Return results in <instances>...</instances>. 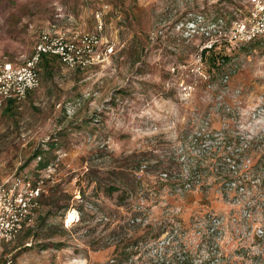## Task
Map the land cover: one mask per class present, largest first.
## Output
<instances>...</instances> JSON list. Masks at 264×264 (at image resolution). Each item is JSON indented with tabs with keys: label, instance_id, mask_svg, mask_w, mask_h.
I'll list each match as a JSON object with an SVG mask.
<instances>
[{
	"label": "rangeland",
	"instance_id": "rangeland-1",
	"mask_svg": "<svg viewBox=\"0 0 264 264\" xmlns=\"http://www.w3.org/2000/svg\"><path fill=\"white\" fill-rule=\"evenodd\" d=\"M249 8V0H0V60L14 63L31 56L45 28L93 31L106 10L93 63L71 69L46 56L39 87L0 108V185L21 175L45 188L33 223L4 247L12 264H160L165 253L180 264L188 250L197 264L212 248L264 264V170L251 168L244 187L209 171L235 153L244 170L264 161V36L229 39ZM208 41L215 46L203 56ZM189 177L201 182L187 190ZM208 214L222 222L211 249L199 231Z\"/></svg>",
	"mask_w": 264,
	"mask_h": 264
},
{
	"label": "built area",
	"instance_id": "built-area-1",
	"mask_svg": "<svg viewBox=\"0 0 264 264\" xmlns=\"http://www.w3.org/2000/svg\"><path fill=\"white\" fill-rule=\"evenodd\" d=\"M249 2L247 15L234 23L229 35L230 41L236 44L250 43L264 36V0ZM105 9L96 12L93 31L45 28L33 53L24 62L0 60V108L7 101L20 103L30 91L39 87L41 64L46 56L57 57L71 69L93 63L106 29ZM214 46V41H208L202 50ZM44 192L42 178L33 181L17 175L0 185V264H12V256L3 255L4 247L13 243L24 227L33 223Z\"/></svg>",
	"mask_w": 264,
	"mask_h": 264
},
{
	"label": "trees",
	"instance_id": "trees-1",
	"mask_svg": "<svg viewBox=\"0 0 264 264\" xmlns=\"http://www.w3.org/2000/svg\"><path fill=\"white\" fill-rule=\"evenodd\" d=\"M213 49H203L202 50V55H206L207 52L212 51ZM216 57H212L214 64H216V61H218L219 58H217L218 55H215ZM223 61L227 60V57H224L222 59ZM36 156H40L39 154H37ZM228 161H234V163H229L227 161H225L224 163L222 162H214L212 163V165H210L209 167L212 169L209 170L210 172L214 173L217 170V174L216 175L220 178L223 179L222 182H226V183H237L239 184L238 187H244L247 186L249 184H251V179L249 176V171L251 168H255V169H259V170H264V161L262 162V160L257 161L256 164L252 165L251 167H249L248 170H244L243 167H239L240 164L242 163L241 161L243 160V158L241 159V155L238 154H233L230 155L226 158ZM230 165V167L228 166ZM49 166V162H40L39 163V167L41 169L47 168ZM194 166H197L196 168H200V170L203 171H207L208 168H204L201 169L202 167H200L199 164H195ZM141 167L138 168V170H140ZM162 174H164V177L167 178V180H169V173L166 171L161 172ZM170 181V180H169ZM201 181L194 179L193 177H189L187 180H184L182 187L186 188L187 190L190 189L192 186H195L197 183H200ZM261 185H264V179H262ZM171 184V183H170ZM174 184V186H177L180 184L177 182H173L172 185ZM116 188V187H115ZM114 187H112L111 190H115ZM43 197V195H42ZM41 197V198H42ZM55 199H53L52 203H49L50 205L55 204L56 202H54ZM256 205H250V208H254ZM56 207V205H55ZM59 210V206L56 207ZM53 209H51L49 212L52 214ZM133 220L137 221L140 217V211H134L133 213ZM204 223H202L199 226V231L201 232V237H202V241L201 244H205V246L210 247V249L213 247V245H219L218 240V233L221 230L222 227V222L220 220L219 217L217 216H212V215H205L204 216ZM264 237V230L262 231V234L260 236ZM138 241L136 242V245ZM173 243L172 241H168V244ZM130 244V243H125L126 247L127 246H131L134 245ZM213 244V245H212ZM212 245V246H211ZM261 255H263V252L261 253ZM194 256V253L191 250H188V255H183V259L181 261L182 264H194V260L192 259V257ZM264 259V255L262 256ZM157 261L160 264H179V261H177V259L174 258H170L167 256V253L161 255V257L157 258ZM180 263V264H181ZM197 264H240V261L235 260L234 258L230 257L229 253L226 252H219L217 249L213 250V248L211 249V251L208 252V258L207 259H202L200 260Z\"/></svg>",
	"mask_w": 264,
	"mask_h": 264
},
{
	"label": "bare ground",
	"instance_id": "bare-ground-1",
	"mask_svg": "<svg viewBox=\"0 0 264 264\" xmlns=\"http://www.w3.org/2000/svg\"><path fill=\"white\" fill-rule=\"evenodd\" d=\"M75 214L74 213H70L69 215H68V222H72V221H74L75 219Z\"/></svg>",
	"mask_w": 264,
	"mask_h": 264
},
{
	"label": "crops",
	"instance_id": "crops-1",
	"mask_svg": "<svg viewBox=\"0 0 264 264\" xmlns=\"http://www.w3.org/2000/svg\"><path fill=\"white\" fill-rule=\"evenodd\" d=\"M27 245H31V243H26Z\"/></svg>",
	"mask_w": 264,
	"mask_h": 264
}]
</instances>
